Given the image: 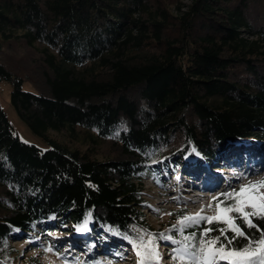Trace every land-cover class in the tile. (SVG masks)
<instances>
[{
  "label": "trees",
  "instance_id": "1",
  "mask_svg": "<svg viewBox=\"0 0 264 264\" xmlns=\"http://www.w3.org/2000/svg\"><path fill=\"white\" fill-rule=\"evenodd\" d=\"M16 41L40 53V92L3 62ZM4 80L49 148L22 140L0 103V264L20 263L13 239L55 250L65 239L48 233L85 219L90 231L77 235L86 243H71L90 252L85 263L104 264L99 251L127 258L131 245L108 229L155 233L142 213L144 181L167 186L177 174L216 192L223 179L264 173V0H0ZM105 142L124 159L97 158ZM182 208L191 211L172 209L170 225Z\"/></svg>",
  "mask_w": 264,
  "mask_h": 264
},
{
  "label": "snow or ice",
  "instance_id": "2",
  "mask_svg": "<svg viewBox=\"0 0 264 264\" xmlns=\"http://www.w3.org/2000/svg\"><path fill=\"white\" fill-rule=\"evenodd\" d=\"M252 174L258 173L237 176V182L247 180V183H239L238 188L229 184L227 190L211 196L195 213H187L182 208L183 214H175L176 223L164 232L153 233L135 227V235L111 227L108 231L131 245L137 264H162L161 242L171 246V264H264V228L256 223L257 220L264 221V179L252 181L249 179ZM164 214L174 215L171 212ZM214 224L222 226L213 227ZM188 229L195 230L189 232ZM253 229L254 233L251 232ZM76 231H90L87 219L76 226ZM213 232L218 234L212 235ZM255 233H259L258 237ZM48 235L55 236L51 232ZM238 240L246 243L238 245ZM44 251L52 253L54 246L49 245ZM56 254L60 255L58 251ZM64 264L71 262L65 259Z\"/></svg>",
  "mask_w": 264,
  "mask_h": 264
},
{
  "label": "rangeland",
  "instance_id": "3",
  "mask_svg": "<svg viewBox=\"0 0 264 264\" xmlns=\"http://www.w3.org/2000/svg\"><path fill=\"white\" fill-rule=\"evenodd\" d=\"M256 2L257 1L253 2V4H256ZM259 3L260 5L257 4L254 6L256 7V9L257 7H260L263 2L261 3V1H259ZM39 57L40 53L35 48L27 45L24 41H16L5 50L3 62L13 72V74L24 79L23 86L25 90L37 93L40 92V90H42V88L45 86V81L42 74L43 69L40 68ZM12 88L13 84L8 80H4L0 83V103L4 111L6 112L11 124L13 125L14 130L25 142L35 144L42 149L49 148L48 143L44 141L39 135L35 134L27 126V124L19 118L10 101ZM132 94L134 98H138L139 96L137 93L132 92ZM96 154L97 158L101 160H106L107 158H109L115 161H120L124 159L118 145L113 142H105L100 147H97ZM187 154H189V152H187ZM173 177L174 180L169 179L170 182L167 183V186L160 187L150 180L144 181L141 185V197L146 201L147 204V208L142 210V213L145 214L150 225V229L154 230L155 233L165 231L167 229V226L170 225L171 216L165 215L164 213H169L172 209L179 208L180 206L184 207L186 205L190 208V213H195L201 208L202 205H206L208 203L211 196L215 195L221 190L217 189L216 192H207V189L199 188L197 186H184L181 184V182H178L177 174L171 175V178ZM261 178H264V173L249 179L254 181ZM223 182H225V180ZM227 183L228 182H226V185ZM242 183H247V180ZM230 184L236 188H238L239 186L237 184H232V182ZM188 186H191V188ZM0 195H4L2 190H0ZM180 197L183 198V201L181 202H183L184 204L180 202ZM149 205L151 207H149ZM55 235L59 236L58 239L64 238L65 240L62 242V244L58 245L52 253L44 251V249L48 246L45 243L42 244V242L46 241L42 238L37 240V242L30 243L25 242L27 240L26 238H22V240H17L16 238L13 239V241H10L13 246L18 247V251L21 253L19 264H64V260L66 259L67 255H56L55 251H61L63 249L65 251L66 249H69V247L71 249V252L73 251L75 254L81 253L82 255L80 258H75L76 255H73V257H71L72 259H67L71 262V264H89L85 263L84 257H87L90 252L88 253V251H85V249L76 248L78 246L71 244L73 242L77 243L78 241L86 243L83 238L85 236H80L79 234L77 235V231H64L60 234ZM36 237L37 235L34 237V240H36ZM88 240L86 239L87 242ZM91 241L88 243L89 247L94 244L95 248H99V246L96 245L97 241ZM165 244V242H161L159 246V251L163 255L162 264H171V261L169 259L170 246H167V244ZM91 252H93V250ZM129 254L131 256L124 259H118L111 256H105L104 252L99 251L97 253V257L100 258L102 262H105L104 264H137V257L134 251ZM31 256L34 257V260H29Z\"/></svg>",
  "mask_w": 264,
  "mask_h": 264
}]
</instances>
